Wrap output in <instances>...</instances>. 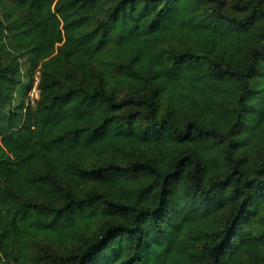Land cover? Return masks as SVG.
<instances>
[{
    "label": "trees",
    "instance_id": "1",
    "mask_svg": "<svg viewBox=\"0 0 264 264\" xmlns=\"http://www.w3.org/2000/svg\"><path fill=\"white\" fill-rule=\"evenodd\" d=\"M20 148L0 264H264V0H0Z\"/></svg>",
    "mask_w": 264,
    "mask_h": 264
},
{
    "label": "rangeland",
    "instance_id": "2",
    "mask_svg": "<svg viewBox=\"0 0 264 264\" xmlns=\"http://www.w3.org/2000/svg\"><path fill=\"white\" fill-rule=\"evenodd\" d=\"M26 137L27 135L20 131L11 135H4L6 141H10L18 146ZM26 152L27 150L25 148H20L13 156L16 163L13 166L0 169V206L9 203L12 200L11 195L5 189L6 185L13 186L25 192V188L20 183L18 178L27 168L26 162L24 161ZM33 186L51 197V194L44 190L42 183H35Z\"/></svg>",
    "mask_w": 264,
    "mask_h": 264
},
{
    "label": "built area",
    "instance_id": "3",
    "mask_svg": "<svg viewBox=\"0 0 264 264\" xmlns=\"http://www.w3.org/2000/svg\"><path fill=\"white\" fill-rule=\"evenodd\" d=\"M38 81H39V77H38V75H36L34 78L33 86L30 89L28 96H27V102L31 105L35 102V100L37 99V97L39 96V93H40V90L38 87Z\"/></svg>",
    "mask_w": 264,
    "mask_h": 264
}]
</instances>
